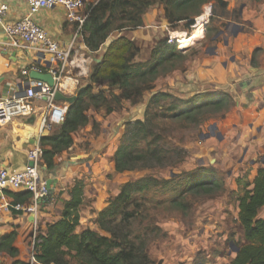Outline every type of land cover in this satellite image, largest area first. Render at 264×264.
Returning <instances> with one entry per match:
<instances>
[{"label": "trees", "instance_id": "16d2710c", "mask_svg": "<svg viewBox=\"0 0 264 264\" xmlns=\"http://www.w3.org/2000/svg\"><path fill=\"white\" fill-rule=\"evenodd\" d=\"M88 1L84 10L87 17L81 27L82 41L93 57L100 49L103 54L99 63L91 65L87 79L79 81L74 95L61 96L60 101L68 103L63 122L56 125L51 134L39 139L42 149L40 168L44 173L54 172L57 169L55 157L72 148V135L89 123L86 115L89 109L98 110L105 106L106 113H112L114 110L107 101L110 94L117 103L129 101L137 104L143 91L147 90L149 81L155 80L158 69L182 56L176 44L168 43L165 38L156 43L147 62H136L138 45L122 32L142 27L146 10L160 4L171 31L175 30L177 23L183 22L184 31L190 33L193 17L200 14V7L209 0ZM215 1L221 8L226 7L222 0ZM189 10L191 13H188ZM109 37L115 40L103 48ZM139 83L144 85L143 88L138 86ZM113 89L119 93H112ZM209 95L204 96L200 106H189L186 110L179 109L176 104L187 102L165 92L152 94L148 105L173 98L175 102L169 107L172 111L170 117L179 120L195 116L203 108L220 111L223 106L231 104L229 95ZM144 116V120L125 123L112 161L117 173L142 170L149 171V175L120 186L117 196L93 220L99 232L89 228L76 231L84 184L82 180H75L68 192L70 199L64 202L59 220L47 225L45 232L38 233L35 238L33 256L37 263L160 264L147 253L151 241L165 237L157 224L156 211L159 207L167 205L171 210L186 209L184 200L187 196L211 197L224 191L221 180L212 168L173 174L172 170L184 161V150L165 148L150 126L147 109ZM166 168L169 178H159V172ZM244 185L245 188L251 186L250 191L238 198V221L245 244L237 247L238 251L229 264H264V167L257 169L252 181ZM4 194L15 204H29L28 193L5 191ZM145 202L151 206H144ZM260 211H263L261 218L258 217ZM101 232L106 234L102 235ZM15 237V232L0 237V254L10 258L11 264H28L16 259Z\"/></svg>", "mask_w": 264, "mask_h": 264}, {"label": "crops", "instance_id": "0c3cea01", "mask_svg": "<svg viewBox=\"0 0 264 264\" xmlns=\"http://www.w3.org/2000/svg\"><path fill=\"white\" fill-rule=\"evenodd\" d=\"M222 1L226 3V7L222 8L216 15V19L225 26L223 29L221 27L217 31H213L214 34L212 33L210 38L211 45L205 47L204 54L198 60H194L193 66L198 79L205 80L203 83L200 82L202 86L213 84L214 87L224 88V91H227L226 93L230 95L235 107L239 110L238 116H241L245 109L256 110L258 114H264V0ZM4 2L9 7L7 22L21 18L27 12L25 0H4ZM89 2L88 0L85 1V5ZM206 4H210L208 12L216 9L213 6L217 4L215 0H209ZM199 12L201 13L200 9ZM163 15L162 5L150 6L143 16L142 27L132 31L129 36L125 31L122 32L124 36L129 37L138 45L139 54L136 57V62L145 63L150 59L156 43L166 38L162 39V33L170 34L171 43L174 44L179 43L175 42V38L171 36L172 33L190 35L184 31L183 22L177 23L181 24V28L176 27L174 31H171L170 24ZM33 20L42 26L49 39L56 41L62 49L66 48L76 34L77 25L68 21L64 10L58 6L38 12ZM158 20H161L160 23H157ZM235 25H240L242 29H234ZM219 33L220 36H218ZM234 33L235 35H233ZM206 35L207 29L203 39ZM221 39L227 40L228 45L224 46ZM220 40L221 42H219ZM202 42V40L199 41V43ZM194 45L181 52H189ZM215 45H217V49L214 53H210L208 49ZM95 54L97 55L96 58L88 53L82 38L78 36L73 49L70 51L64 75L57 87L61 96L72 97L79 86V81L87 79L92 61L100 60L103 51L100 49ZM48 59V57L41 59V64L38 65L36 64L39 60L37 55L31 51L18 52L10 49L3 42V37L0 36V97L4 98L10 93H18L17 84L26 80L21 76L22 70L35 66L39 73H47L49 68L54 69L55 66L50 65ZM61 104H65V102H61L60 99L54 103V105ZM32 107L35 111L34 115L16 119L9 123L4 122L0 116V167L12 171L20 170L28 163L27 153L39 145L40 137L52 133L55 126L42 135L40 134L42 116L47 115V103L36 99L32 101ZM136 108L138 109V107ZM110 114H114V112ZM96 122L99 125L97 138L94 134L89 133L78 137V130L72 135V148L55 157L57 164V169L54 171L55 176L41 170L42 177L45 179L54 177L55 181L54 185L51 186V193L40 202L34 217H31V214H14L13 212L0 214V237L11 232L16 233L14 247L18 251L17 260L29 264L30 247H27V243L33 227H36L38 233L43 234L47 225L59 220L60 211L64 202L70 199L68 192L75 180L83 181V198L86 196V183L91 181L92 186L96 185L97 187L102 179L106 183L108 182L106 179L108 175H111L115 180V175L118 173L114 170L112 157L119 144L120 137L117 132L121 127L116 126V124L112 126L103 118L97 119ZM101 122L102 124H100ZM237 130L243 131L239 137L246 141L243 143L246 154L240 156L237 163L248 162L253 165L252 162L259 155V149L264 146V122L260 132L255 134L249 128L242 127L240 123L238 128L229 131V136ZM115 131V137L111 138L110 132ZM85 143L88 144L87 148ZM255 167L259 168L260 166ZM119 185L117 183L116 188L114 187L113 196L104 191L103 188L98 190V194L91 204L96 215L117 196ZM111 186H113L112 183ZM10 192L17 194L14 191ZM7 198L12 201L10 197ZM89 229L93 230L92 228ZM82 230L79 227L76 229L77 232ZM0 258L1 264H11L12 262L4 254H0Z\"/></svg>", "mask_w": 264, "mask_h": 264}, {"label": "rangeland", "instance_id": "374dc122", "mask_svg": "<svg viewBox=\"0 0 264 264\" xmlns=\"http://www.w3.org/2000/svg\"><path fill=\"white\" fill-rule=\"evenodd\" d=\"M213 6L216 9L209 11L207 20L203 24V32L198 36L194 32L197 28L194 27L195 19L203 14L205 8H210V4L203 5L200 8V15L193 17V25L190 26V35L187 37H195V41L192 43L195 45L189 52H181L192 45L185 47L176 43L177 50L181 52L182 56L174 58L158 69L155 80L149 81L147 90L143 91L137 104H131L129 101L117 103L112 94L107 95L108 106L114 110V114L106 113L105 106L98 110L89 109L86 113L89 120L87 128L85 127L77 133L78 137L89 133L94 134L97 138L99 125L96 120L103 118L112 126L116 124V126L121 127L117 132L120 137L124 133L125 123L133 120H144L147 109L148 118L151 121L150 126L154 133L159 135L162 140L161 143L166 146L165 148L184 150V161L172 170L173 174L195 173L212 168V171L221 180L224 188L221 193L211 197L187 196L184 200L186 209L171 210L166 207L167 205H164L156 211L157 224L165 237L151 241L147 247V253L160 264H229L235 255L234 250L245 244L238 221V198L243 196L246 191L251 190V186L245 188L244 184L252 181L259 168L255 167L257 166L256 163L255 166L248 162L237 163L238 158L242 155L243 143L246 142L242 137H239L243 132L242 130L233 131L230 136L229 131L233 128L226 130L222 134L223 140L221 142L210 132L212 125H216L215 134L222 131L223 122L232 125L229 120L233 112L238 113L239 111L235 107L233 99L230 97L231 104L223 106L220 111L203 108L197 115L179 120L170 117L172 111L169 110V107L171 103L175 102L173 98L148 105L152 94L161 92L170 93L187 102L181 105L176 104L179 109L183 110L189 106H200L204 102L203 98L206 94L211 96L225 92L224 94L229 95L226 93L227 91H224V88H216L217 86L214 87L213 84L202 86L201 83L205 80L198 79L193 66L194 60H198L204 54L205 47L211 45L212 33L214 34L215 31L221 27L223 29L225 26L216 19V15L222 8L217 4ZM84 13L83 9L80 15ZM188 13H191V10ZM159 21L161 20H158L157 23H160ZM176 27L181 28V24H177ZM206 29L207 35L203 39ZM132 31L125 32L129 36ZM164 37L168 39V43L172 44L170 34L162 33V39ZM200 39L203 41L202 43H199ZM96 57L97 55L94 58ZM93 63L95 61H92ZM138 86L143 88L144 85L139 83ZM111 92L119 93L116 89L111 90ZM115 134L116 131L110 132V137L114 138ZM227 136L229 137L227 138ZM85 144L87 148L88 144ZM259 155L255 158L256 161ZM147 175H149V171L124 172L116 174L115 180L111 175H108L106 177L108 182L106 183L102 179L97 187L96 185L92 186L91 181L86 183V196L83 198L80 209L79 229L92 228L99 232L93 223L96 214L91 205L99 189L103 188L104 191L113 196L112 193H114V187L116 188L117 183L120 184L118 186L120 188L128 181ZM157 176L168 179V169L159 172ZM144 206H151V204L145 202ZM91 213L94 214L91 215ZM258 217H263V211L259 212ZM101 234L105 235L106 233L101 232ZM28 239L27 247H30L31 237L29 236Z\"/></svg>", "mask_w": 264, "mask_h": 264}, {"label": "built area", "instance_id": "2783aa9c", "mask_svg": "<svg viewBox=\"0 0 264 264\" xmlns=\"http://www.w3.org/2000/svg\"><path fill=\"white\" fill-rule=\"evenodd\" d=\"M27 12L21 18L14 21H6L9 7L4 0H0V36L3 42L14 51H31L37 55L48 57V63L55 68H49L47 74L51 75L54 87L50 88L47 84L28 79L29 73H39L35 66H31L21 71L28 87L23 92L10 93L6 97H0V116L4 122L34 115L32 101L46 98L47 115L42 116L40 134L49 131L51 127L63 122L68 104L54 105L56 102L55 94L57 87L64 75L70 51L78 36H81V27L87 17V13L80 15L85 10L83 0H25ZM60 7L64 10L66 19L77 25L76 34L71 42L62 49L56 41L49 39L42 26L33 20V17L40 11L53 7ZM39 89L38 92L35 90ZM42 149L40 145L27 153L28 163L17 171L8 170L0 167V214L3 212H17L23 214L35 215L38 205L42 200L49 196V190L46 186V179L41 176L40 162ZM29 162L32 165H29ZM5 191H14L17 193L25 192L30 195L29 204L20 205L10 201L4 194ZM38 232L34 226L31 231V246L29 252V264H39L33 256V246Z\"/></svg>", "mask_w": 264, "mask_h": 264}, {"label": "water", "instance_id": "95a60500", "mask_svg": "<svg viewBox=\"0 0 264 264\" xmlns=\"http://www.w3.org/2000/svg\"><path fill=\"white\" fill-rule=\"evenodd\" d=\"M236 30H241L242 27L240 25H235L234 26ZM235 30V31H236ZM234 32V31H233ZM235 35V33L233 34ZM115 40L114 37H109L105 43L102 45L103 48H107L108 45L113 41ZM228 45V42L225 41V44L224 46H227ZM44 56L43 55H40V58L39 60H37L36 64L40 65L41 64V59H43ZM95 63H99L100 60L98 59H95L94 60ZM28 79L30 80H33V81H39V82H43L45 84H47L50 88H53L54 87V82H53V79L51 77V75L47 74V73H35V72H30L29 75H28ZM28 87V84L26 81H20L17 86H16V89H17V92H23L26 88ZM36 92L39 91V89H36L35 90ZM61 98V95L59 93V91H56V94H55V100L58 101L59 99ZM73 100V98L71 99ZM42 101L43 102H47V99L46 98H42ZM247 114H249L247 116ZM233 117L236 119L235 122L237 125L238 122H240V117L235 113L233 112ZM241 126L243 127H248L252 132L253 134H255L256 132H260L262 126H263V122H264V114H258L256 110L254 111H251L249 109H245L244 113L241 114ZM254 121V122H253ZM223 129L222 131L220 132L221 135L226 132V130L230 129V128H233L232 125H227L225 122H223ZM212 129H215L216 126L215 125H212L211 127ZM29 165H32L31 162H29ZM52 176H55V173L52 172ZM54 177L53 178H48L46 179V186L49 190V193H51L52 191V185H54ZM31 217H34V215H31ZM238 251V249L236 248L234 250V252L236 253ZM2 263V260L0 258V264Z\"/></svg>", "mask_w": 264, "mask_h": 264}, {"label": "flooded vegetation", "instance_id": "af4514ba", "mask_svg": "<svg viewBox=\"0 0 264 264\" xmlns=\"http://www.w3.org/2000/svg\"><path fill=\"white\" fill-rule=\"evenodd\" d=\"M221 34L219 33V35L218 36H220ZM217 36V37H218ZM222 40V39H221ZM221 40L219 41V42H221ZM225 41L227 42V40H225V39H223L222 40V44L224 45L225 44ZM217 49V45H215V46H212V47H210L208 50H209V52L210 53H214L215 52V50ZM244 113V112H243ZM242 113V114H243ZM237 114V113H236ZM249 114H247V116H248ZM240 117V122H238V124L237 125H235L236 124V122H235V118L233 117V115L231 116V119L229 120L230 121V123L232 124V127H233V129H236L239 125H240V123L242 122L241 121V116H239ZM216 126V125H215ZM212 127V126H211ZM243 127V126H242ZM216 129L217 128H215V129H212V128H210V132H211V135L212 136H215L216 137V139L219 141V142H221L222 140H223V136L221 135V133L220 132H217L216 134H215V131H216ZM240 136V135H239ZM254 137H255V135H254ZM244 154H246V150L245 149H243V151H242V155H244ZM259 158L257 159V161L256 160H254L253 162H252V164L254 165L255 163L258 165V166H260L259 168H261V167H264V146L263 147H261L260 149H259ZM241 155V156H242ZM241 158H243V157H241Z\"/></svg>", "mask_w": 264, "mask_h": 264}, {"label": "bare ground", "instance_id": "6f19581e", "mask_svg": "<svg viewBox=\"0 0 264 264\" xmlns=\"http://www.w3.org/2000/svg\"><path fill=\"white\" fill-rule=\"evenodd\" d=\"M208 15H209V12L207 8L205 9V12L202 16L195 19L194 27H197V28H195L194 32L196 36H198V34H201L203 32V27H204L203 24L206 22ZM171 36L175 38L174 40H176V42L182 44V46H185V47H190V45H192V43L195 41L194 40L195 37H187L181 33L174 32L171 34Z\"/></svg>", "mask_w": 264, "mask_h": 264}]
</instances>
